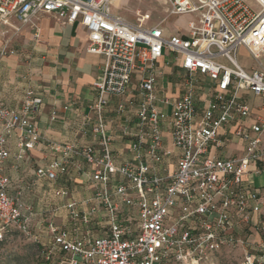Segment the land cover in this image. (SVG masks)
I'll use <instances>...</instances> for the list:
<instances>
[{"label": "built area", "instance_id": "built-area-1", "mask_svg": "<svg viewBox=\"0 0 264 264\" xmlns=\"http://www.w3.org/2000/svg\"><path fill=\"white\" fill-rule=\"evenodd\" d=\"M166 2L165 16L147 27L117 14L114 0H0L2 34L28 27L37 40L39 20L52 16L80 25L85 52L104 58L91 85L95 144L44 139L34 119L42 98L32 89L17 108L0 101V251L10 233L37 243L33 228L45 227L43 255L58 253L57 264H207L232 248L244 264H264V184H255L264 175V0ZM171 16L191 17L186 33L162 27ZM12 54L5 44L0 61ZM171 58L181 71L175 99L158 90ZM112 100L130 138L131 158L120 165L104 119ZM41 144L50 161L11 192L8 161L13 170L30 164ZM83 163L93 193L76 201L68 175ZM44 181H63L51 193L63 203L48 217L33 202ZM60 208L66 225L55 222Z\"/></svg>", "mask_w": 264, "mask_h": 264}, {"label": "crops", "instance_id": "crops-1", "mask_svg": "<svg viewBox=\"0 0 264 264\" xmlns=\"http://www.w3.org/2000/svg\"><path fill=\"white\" fill-rule=\"evenodd\" d=\"M38 25L40 33L37 40L33 39L32 31L28 27H23L13 44L21 45L24 49L0 61V101L11 108H17L24 90L32 89L42 98V105L34 119L44 139L79 145L95 144L96 138L91 132L94 114L90 106L96 94L91 85L101 76L104 58L85 52L86 32L80 25L61 23L52 16L42 17ZM7 35V32L2 34L0 31V49L7 44L15 51L11 43H8ZM163 63V60L160 61V66ZM173 64L178 67V62L173 61L163 69L164 75L160 79L167 82L161 85L158 81L159 93L171 99H175L179 93L178 83L168 77ZM114 101L112 100L105 111L104 119L107 131L113 138L111 150L115 164L120 165L131 158L128 151L130 138L122 134L127 126L125 118L113 112ZM11 151L16 152L13 141ZM28 155L30 164H19L18 170L11 168L12 159L8 161L6 173L12 181L11 192H16L22 183L29 181L33 170L46 165L52 157L45 144L36 146ZM82 165L81 171L72 167L68 175L71 184L70 196L76 201L93 193V184L87 176L89 167L84 163ZM62 183L63 181L55 184L44 181L34 191V205L36 208L45 205V217H48L49 210L55 204L63 203V200L56 199L51 194L52 188L59 187ZM99 220L104 221L105 218L100 217ZM55 222L67 224V213L64 209L58 210ZM33 232L39 236L40 242L43 240L48 245L49 237L45 227H34Z\"/></svg>", "mask_w": 264, "mask_h": 264}, {"label": "rangeland", "instance_id": "rangeland-1", "mask_svg": "<svg viewBox=\"0 0 264 264\" xmlns=\"http://www.w3.org/2000/svg\"><path fill=\"white\" fill-rule=\"evenodd\" d=\"M114 2L118 4L114 7V11L117 14L129 21H135L137 17H141L144 21L143 25L147 27L157 24L165 16L168 8L166 0H114ZM190 19V16H171L164 21L162 27L169 34H184L187 31V23ZM6 32L9 35L6 38L9 39L8 43H11L12 47H14V53L18 50H23L24 48L21 45L13 44L18 34L10 33V31ZM237 60L246 69L253 64L242 48L238 49ZM173 61L171 58V62ZM168 77L175 83L181 80L180 70L175 64L169 69ZM166 82L159 79L161 85ZM255 184H264V175L256 178ZM69 187L71 188V184H69ZM101 217L103 218V216ZM95 233L98 234V229H96ZM46 247L47 244L43 240L34 243L14 231L7 236L5 243L1 247L0 264H57L60 257L58 253L53 254L49 261L45 260L43 254L47 251ZM207 264H244L243 250L240 248L224 249Z\"/></svg>", "mask_w": 264, "mask_h": 264}]
</instances>
